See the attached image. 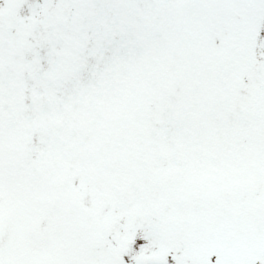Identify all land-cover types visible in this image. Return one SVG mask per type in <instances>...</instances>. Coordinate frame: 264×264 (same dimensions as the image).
I'll use <instances>...</instances> for the list:
<instances>
[{
    "label": "snow or ice",
    "instance_id": "1",
    "mask_svg": "<svg viewBox=\"0 0 264 264\" xmlns=\"http://www.w3.org/2000/svg\"><path fill=\"white\" fill-rule=\"evenodd\" d=\"M0 264H264V0H0Z\"/></svg>",
    "mask_w": 264,
    "mask_h": 264
}]
</instances>
